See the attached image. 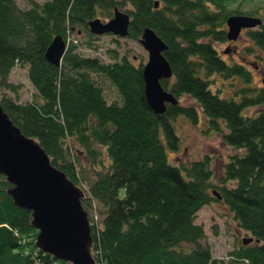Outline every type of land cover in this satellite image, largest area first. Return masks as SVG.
<instances>
[{"label":"trees","instance_id":"1","mask_svg":"<svg viewBox=\"0 0 264 264\" xmlns=\"http://www.w3.org/2000/svg\"><path fill=\"white\" fill-rule=\"evenodd\" d=\"M234 1L29 0V7L20 8L15 0H0V89L16 92L19 85L8 80L9 73L26 65L35 90L30 101L3 95L0 104L80 187L82 159L87 161L94 180L81 203L87 211L95 202L100 215L99 221L89 218L97 264H264V109L246 110L264 103V85L252 87L244 63L226 60L229 50L215 47L230 42L227 17L243 14L229 8ZM127 4L126 36L138 39L144 27L152 28L166 45L163 55L172 70L171 78L160 79L162 87L178 100L191 97L199 109L178 101L154 113L144 96L142 63L118 57L115 50H110L113 61L102 62L68 41L59 66L46 60L53 37L67 39L70 32L83 34V46L96 50L88 21ZM244 31L252 46L263 47L264 20ZM90 72L116 88L118 101L106 100ZM214 74L237 78L240 86L223 96L210 87ZM200 113L203 130L235 149L218 186L211 181L209 155L174 164L167 154L180 145L176 118L198 125ZM10 186L0 174V264H70L35 246L30 212L13 204L6 192ZM217 200L254 240L230 251L228 261L212 256L202 226L194 222L203 205Z\"/></svg>","mask_w":264,"mask_h":264},{"label":"water","instance_id":"2","mask_svg":"<svg viewBox=\"0 0 264 264\" xmlns=\"http://www.w3.org/2000/svg\"><path fill=\"white\" fill-rule=\"evenodd\" d=\"M157 5L156 1L154 6ZM129 22V14L115 6L108 20L95 17L87 25L94 35L112 33L122 37L127 35ZM260 22L258 17L229 15L225 22L227 39L236 40L242 29L254 27ZM138 41L148 54L142 64L144 96L151 110L160 114L165 110L166 103H178V99L160 83V79L172 76L171 67L163 55L166 45L150 27L142 29ZM65 50V40L56 35L44 56L48 62L59 66ZM0 174L11 184L6 192L13 204L30 212V223L37 230L36 247L70 264H97L90 251L91 227L81 204L82 189L52 165L38 141L23 134L1 104ZM213 194L220 197L214 190ZM251 240L252 237L243 238L242 242L245 244Z\"/></svg>","mask_w":264,"mask_h":264},{"label":"rangeland","instance_id":"3","mask_svg":"<svg viewBox=\"0 0 264 264\" xmlns=\"http://www.w3.org/2000/svg\"><path fill=\"white\" fill-rule=\"evenodd\" d=\"M43 2L45 0H35ZM16 4L20 8H27L30 5L29 0H15ZM130 6L127 4L124 7H119L120 10L126 11ZM229 8L238 9L245 15L258 16L264 20V0H236L229 4ZM101 20H108L112 17V9L109 16H97ZM95 43L97 49L87 48L83 46V34H77L70 32L67 41H71L77 44V52L82 55L95 56L102 62H111L113 59L110 57V50H115L118 57L126 54L127 57L134 63L141 62L142 64L147 60V51L142 47L137 38H131L128 36H116L112 33H105L96 35ZM246 46H251L249 53L243 52ZM215 47L219 50H229V53H225L226 60L231 59L233 61L243 62L245 67L249 70L251 75L250 85L252 87H260L264 84L262 79L264 76V45L260 49L256 46H252L251 42L247 39L244 29L241 31L236 40L215 44ZM92 78L97 80L103 89L104 97L108 102L118 101L119 95L116 88L104 79L101 75L90 72ZM8 80L15 85H19L16 92H12L6 89H0V98L3 95H7L18 102H27L33 98L34 88L30 83L27 76V66H14L8 76ZM210 87L212 90H218L223 96H229L233 90L240 86V82L237 78L223 79L221 76L214 74L210 76ZM179 103L194 105L199 109V106L194 99L187 95L179 97ZM264 109V103L254 105L247 108L248 113H256L259 110ZM175 126L178 136L180 137V145L177 150H167L169 161L174 164L188 163L193 159H199L204 155H209L211 159L212 170V183L218 186L220 183V177L223 172V164L226 161L227 156L233 153L235 149L226 145L219 134L212 131H204L206 126L204 116L200 113V120L198 125H194L188 121L184 116H178L175 120ZM82 162L86 166L84 173H79L81 180V188L84 192H87L89 184L94 180V174L89 170L88 163L85 159ZM107 163V158H105ZM218 188V187H217ZM95 202L92 208L87 207V216H92L97 221L100 220V215L96 211ZM194 222L200 224L204 230L207 243L211 247L212 256L215 258H221L225 261L229 260L228 253L238 248L242 244V239L252 237L248 232L239 228L234 221L232 214L228 208L219 200L211 201L209 204L203 205L196 213ZM254 242L253 237L252 241Z\"/></svg>","mask_w":264,"mask_h":264}]
</instances>
